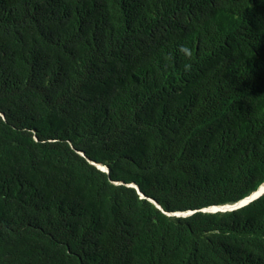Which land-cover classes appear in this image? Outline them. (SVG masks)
<instances>
[{
  "label": "trees",
  "instance_id": "16d2710c",
  "mask_svg": "<svg viewBox=\"0 0 264 264\" xmlns=\"http://www.w3.org/2000/svg\"><path fill=\"white\" fill-rule=\"evenodd\" d=\"M263 185L264 0H0V264H264Z\"/></svg>",
  "mask_w": 264,
  "mask_h": 264
},
{
  "label": "water",
  "instance_id": "95a60500",
  "mask_svg": "<svg viewBox=\"0 0 264 264\" xmlns=\"http://www.w3.org/2000/svg\"><path fill=\"white\" fill-rule=\"evenodd\" d=\"M264 186V185H263ZM262 188V187H261ZM260 188V189H261ZM259 189V190H260ZM259 190L257 192H259ZM255 192L254 194H252L250 197H248L247 199H244L243 201L239 202L238 204L234 205V206H225V207H218V208H212L210 209V211H232V210H236L240 207H243L247 204H249L250 202H252L253 200L259 198L260 196H262L264 194V191L260 193V195H258L256 198L252 199L253 196L257 193ZM259 194V193H257Z\"/></svg>",
  "mask_w": 264,
  "mask_h": 264
},
{
  "label": "clouds",
  "instance_id": "9594fccd",
  "mask_svg": "<svg viewBox=\"0 0 264 264\" xmlns=\"http://www.w3.org/2000/svg\"><path fill=\"white\" fill-rule=\"evenodd\" d=\"M179 52H180L181 54H183L184 56L188 57V58H190L191 55H192V53H191L189 47H187L186 45H181V46L179 47ZM183 68H184V71H185V72L189 71L190 68H191V63H186V64H184V65H183Z\"/></svg>",
  "mask_w": 264,
  "mask_h": 264
},
{
  "label": "rangeland",
  "instance_id": "374dc122",
  "mask_svg": "<svg viewBox=\"0 0 264 264\" xmlns=\"http://www.w3.org/2000/svg\"><path fill=\"white\" fill-rule=\"evenodd\" d=\"M262 192H263V191H262ZM257 193H259V192H257ZM257 193L253 196L252 199H254V198H256L258 195H260L261 192H260L259 194H257Z\"/></svg>",
  "mask_w": 264,
  "mask_h": 264
},
{
  "label": "bare ground",
  "instance_id": "6f19581e",
  "mask_svg": "<svg viewBox=\"0 0 264 264\" xmlns=\"http://www.w3.org/2000/svg\"><path fill=\"white\" fill-rule=\"evenodd\" d=\"M264 191V186L259 190V193Z\"/></svg>",
  "mask_w": 264,
  "mask_h": 264
}]
</instances>
